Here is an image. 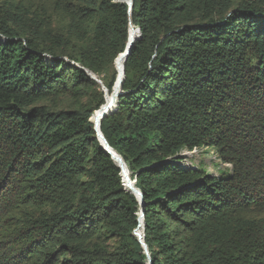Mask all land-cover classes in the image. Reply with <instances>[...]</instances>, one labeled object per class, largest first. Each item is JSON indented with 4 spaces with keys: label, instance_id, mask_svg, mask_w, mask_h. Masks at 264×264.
<instances>
[{
    "label": "trees",
    "instance_id": "trees-1",
    "mask_svg": "<svg viewBox=\"0 0 264 264\" xmlns=\"http://www.w3.org/2000/svg\"><path fill=\"white\" fill-rule=\"evenodd\" d=\"M130 20L101 131L143 194L153 264H264V0H134L131 17L125 0H0V264H148L81 70L112 90ZM184 148L231 170L187 168Z\"/></svg>",
    "mask_w": 264,
    "mask_h": 264
},
{
    "label": "water",
    "instance_id": "water-1",
    "mask_svg": "<svg viewBox=\"0 0 264 264\" xmlns=\"http://www.w3.org/2000/svg\"><path fill=\"white\" fill-rule=\"evenodd\" d=\"M133 3H134V0H131V3L129 4V16L131 17L132 15V9H133ZM133 29L134 26L130 20V29ZM138 32H139V36L137 39H139L140 37V30L137 28ZM137 40H131L130 42L127 43V46H126V49L124 51V56H125V60H127V58L129 57L132 49H133V46L135 44ZM82 71H85L86 74L88 75V77L92 80H94L97 84H99L102 88V91L105 92L107 90V88L105 87L104 83L102 80H100L98 78V76H96L95 74H93L92 72L82 68L81 69ZM90 73L93 75L91 76ZM124 75H125V69H124ZM124 84V81H120V88L118 90V92L116 93L115 95V102H113L107 109L106 111L104 112V114L102 115L101 117V120L99 122L98 125H95L94 126V131L96 133V137L100 143V146L101 148L112 158V160L115 162V163H118V167L121 169V175L125 172V170L123 169V165L125 164L124 160L122 159V157L116 153L112 148L111 146L109 145L108 141L106 140V138L104 137L102 131H101V123H102V120L110 113H112V111L115 109L116 107V104L118 103L119 99L125 94L123 89H122V85ZM91 122V120H90ZM136 182V181H134ZM132 189H135L133 188L132 186ZM135 193H134V196L137 198L139 204H140V213L138 215V227L134 230L133 232V235L137 238L138 242L140 243V245L142 246L143 250H144V253L145 255L147 256V261H148V264H153V261L151 260V256H150V253H149V250H148V247L144 241V227H145V222H144V200H143V194L142 192L137 188L135 189ZM140 222H142V228H143V233L142 235L141 234H138L137 230L141 227V224Z\"/></svg>",
    "mask_w": 264,
    "mask_h": 264
},
{
    "label": "bare ground",
    "instance_id": "bare-ground-1",
    "mask_svg": "<svg viewBox=\"0 0 264 264\" xmlns=\"http://www.w3.org/2000/svg\"><path fill=\"white\" fill-rule=\"evenodd\" d=\"M126 3L127 5L129 6V4L131 3V0H126ZM136 32H138V30H136V28L134 27L133 29L131 28L130 29V32H129V40L128 42H130L132 39L134 40V37H135V34ZM125 56H124V53L122 56L118 57L116 59V62H115V65H116V69H117V76H116V80H115V83L113 85V88L111 91H109L108 89L104 92V98H105V102H106V105L105 107L103 106L102 108H100L98 111H96L94 114H93V118H92V122L94 125H98L100 120H101V117L102 115L104 114V112L106 111V109L113 103L115 102V95L116 93L118 92L119 90V86H120V81H124V69H125ZM91 76H93L91 73H90ZM123 86V85H122ZM117 105V104H116ZM200 150H203V148H195V149H192V150H189L187 148H184L182 150V154H180V156H177V157H184V156H193V155H197L199 154L201 151ZM215 151V150H214ZM212 152V151H211ZM214 153V152H213ZM179 155V154H178ZM215 155V153H214ZM177 159V158H175ZM220 159V158H219ZM174 160V159H173ZM222 162V161H221ZM184 163V162H183ZM188 163V162H187ZM118 165V163H116ZM186 164V163H184ZM190 164V163H189ZM224 164V163H223ZM185 167H190L189 165H183ZM226 166V165H225ZM227 166H229L230 170H231V164H227ZM229 168H226L229 170ZM123 169L125 170V172L123 173L124 175V186H125V189L126 191H128L129 193L133 194L135 193V189H137L136 185H135V182L131 176V173L128 169V166L126 164L123 165ZM224 170V169H223ZM227 170V171H228ZM226 171V172H227ZM132 186L133 188L135 189H132ZM141 224V227L137 230L138 234H141L143 233V228H142V222H140Z\"/></svg>",
    "mask_w": 264,
    "mask_h": 264
},
{
    "label": "rangeland",
    "instance_id": "rangeland-1",
    "mask_svg": "<svg viewBox=\"0 0 264 264\" xmlns=\"http://www.w3.org/2000/svg\"><path fill=\"white\" fill-rule=\"evenodd\" d=\"M121 1L123 2V0H120V1L118 0L117 2L121 3ZM70 100H71L70 98H64L61 102L62 107H67L68 104H70V102H71ZM46 104H47V102L42 103V105H46ZM182 150L179 151V153H178L179 155L178 154L176 155V158L178 159L177 161L179 163H181L182 165H189L190 167H193L196 169L202 168V169L206 170L207 174H209L210 176H213L215 178H219L221 173L224 172L225 170L227 171L228 169H226V168H229V166H227V164H223L220 162V160L217 158V155L216 154L214 155L212 149L200 150L201 152L199 154L193 155V156L177 157V156H180V154H182ZM183 162L186 164H184ZM229 170H230V168H229Z\"/></svg>",
    "mask_w": 264,
    "mask_h": 264
},
{
    "label": "built area",
    "instance_id": "built-area-1",
    "mask_svg": "<svg viewBox=\"0 0 264 264\" xmlns=\"http://www.w3.org/2000/svg\"><path fill=\"white\" fill-rule=\"evenodd\" d=\"M117 1H118V0H116V2H117ZM42 56H44L46 59H51V57L48 56V55H45V54H44V55H42ZM64 60L67 61V58H64Z\"/></svg>",
    "mask_w": 264,
    "mask_h": 264
}]
</instances>
